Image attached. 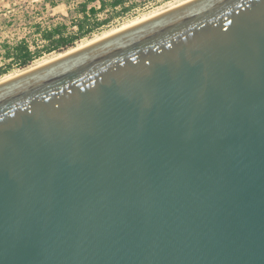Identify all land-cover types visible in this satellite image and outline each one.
I'll list each match as a JSON object with an SVG mask.
<instances>
[{"label":"water","instance_id":"95a60500","mask_svg":"<svg viewBox=\"0 0 264 264\" xmlns=\"http://www.w3.org/2000/svg\"><path fill=\"white\" fill-rule=\"evenodd\" d=\"M0 264H264V0L0 83Z\"/></svg>","mask_w":264,"mask_h":264},{"label":"rangeland","instance_id":"374dc122","mask_svg":"<svg viewBox=\"0 0 264 264\" xmlns=\"http://www.w3.org/2000/svg\"><path fill=\"white\" fill-rule=\"evenodd\" d=\"M100 0H0V68L10 62L4 58L5 46H15L21 41L30 45L31 50L41 49L45 42L40 38L42 30L64 24L67 32H74L72 22L80 17L79 4L86 3L87 9L99 7ZM191 0H130L127 12L106 10L97 14V20L108 22L93 31L89 36L75 42L74 46L64 52L42 53L26 68L12 65L0 75V83L23 74L33 68L45 65L58 56L74 49L84 48L98 40L132 24L147 20L163 12L177 8ZM116 12H119L116 14ZM81 48V49H82ZM76 51V50H75Z\"/></svg>","mask_w":264,"mask_h":264},{"label":"trees","instance_id":"16d2710c","mask_svg":"<svg viewBox=\"0 0 264 264\" xmlns=\"http://www.w3.org/2000/svg\"><path fill=\"white\" fill-rule=\"evenodd\" d=\"M130 0H100L99 7H90L87 9L86 3L79 4L78 13L80 17L72 22L75 27L74 32H67V26L64 24L53 26L39 32L40 38L45 42L41 49L31 50L30 45L21 41L15 46H5L4 58L10 62L4 68H0V75L5 74L8 69L15 65L19 68H26L42 53L64 52L72 48L78 40L89 36L93 31L108 22V19L97 20V14L106 10L127 12L131 6ZM119 12H116L118 14Z\"/></svg>","mask_w":264,"mask_h":264},{"label":"bare ground","instance_id":"6f19581e","mask_svg":"<svg viewBox=\"0 0 264 264\" xmlns=\"http://www.w3.org/2000/svg\"><path fill=\"white\" fill-rule=\"evenodd\" d=\"M174 9V8H173ZM166 12V11H165ZM164 13V12H163ZM162 14V13H161ZM143 21H145V20H143ZM143 21H141V22H143ZM138 23H140V22H138ZM138 23H136V24H138ZM136 24H132V25H130V26H128V27H125V28H123V29H120L119 31H117V32H115V33H118V32H121V31H123V30H125V29H127V28H129V27H132V26H134V25H136ZM115 33H112V34H110V35H107L106 37H104V38H107V37H109V36H111V35H113V34H115ZM104 38H102V39H104ZM102 39H100V40H102ZM99 41V40H98ZM96 42V41H95ZM82 47H80L79 49H81ZM79 49H74V50H72V51H70V52H67L66 54H64V55H60V56H58L57 57V59H60V58H62V57H64V56H67V55H69V54H71V53H73V52H75V50L77 51V50H79ZM56 59V60H57ZM53 61H55V60H53ZM53 61H51V62H53ZM50 63V62H49ZM48 64V63H47ZM46 65V64H45ZM43 66V65H42ZM39 67H41V66H39ZM39 67H37V68H39ZM37 68H33V69H31V70H34V69H37ZM31 70H29V71H31ZM28 72V71H27ZM21 75V74H20ZM19 76V75H18ZM5 82V81H4Z\"/></svg>","mask_w":264,"mask_h":264}]
</instances>
